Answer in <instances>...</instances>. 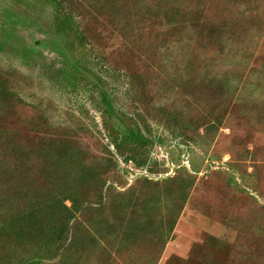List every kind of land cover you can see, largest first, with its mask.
<instances>
[{
	"label": "rangeland",
	"instance_id": "1",
	"mask_svg": "<svg viewBox=\"0 0 264 264\" xmlns=\"http://www.w3.org/2000/svg\"><path fill=\"white\" fill-rule=\"evenodd\" d=\"M48 1L0 0V132L24 152L74 132L90 156L108 144L95 78L37 47L61 32L77 58L84 32L86 70L118 112L147 118L153 140L142 168L117 161L110 198L145 178L192 181L179 214L175 203L159 214L164 226L176 215L160 256L159 236H145L87 264H264V0H72L90 10L78 31L59 29Z\"/></svg>",
	"mask_w": 264,
	"mask_h": 264
},
{
	"label": "trees",
	"instance_id": "2",
	"mask_svg": "<svg viewBox=\"0 0 264 264\" xmlns=\"http://www.w3.org/2000/svg\"><path fill=\"white\" fill-rule=\"evenodd\" d=\"M48 2L54 8L55 21L60 22L59 29L65 24L78 31L83 16L90 11L81 7V11H86L78 13L81 5L73 7L72 0ZM91 10L103 13L100 9L91 7ZM64 33L67 39L68 34ZM60 34L58 38L48 35L44 42H37V47L59 56L63 65L64 61L74 68L79 65L80 77L91 76L100 84L101 76L86 70L88 53L84 51L93 50L84 32H76L77 42L73 47L80 46L77 58L64 53ZM33 52L35 49H25L20 54L28 59ZM95 57L98 58L97 54ZM97 83L98 100L107 120L104 137L108 144L96 156L77 146L73 138L77 137L73 135L76 132L64 134L57 141L42 136L39 146L29 152L12 142L13 135L0 132V264H87L90 257L111 252L121 255L126 245H137L145 236H159L156 245L160 256L169 240L176 215L164 226L159 214L175 203L178 215L192 181L169 178L163 187L145 178L139 189L130 188L125 194L115 193L116 198H110L112 192L106 183L119 172L117 161L142 168L144 162L140 156L151 148L153 140L147 118L118 112L113 94L108 95L102 90L103 85ZM3 100L1 97L0 105ZM66 202L70 205L66 206ZM96 237L102 246L96 242L99 248L97 251L95 247L93 254L89 246Z\"/></svg>",
	"mask_w": 264,
	"mask_h": 264
}]
</instances>
